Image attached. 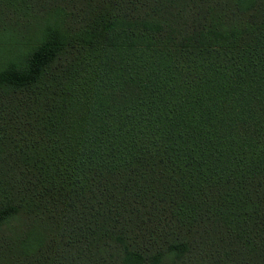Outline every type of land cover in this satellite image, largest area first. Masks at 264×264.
<instances>
[{"label": "trees", "instance_id": "obj_1", "mask_svg": "<svg viewBox=\"0 0 264 264\" xmlns=\"http://www.w3.org/2000/svg\"><path fill=\"white\" fill-rule=\"evenodd\" d=\"M8 29L0 264H264V0H0Z\"/></svg>", "mask_w": 264, "mask_h": 264}, {"label": "rangeland", "instance_id": "obj_2", "mask_svg": "<svg viewBox=\"0 0 264 264\" xmlns=\"http://www.w3.org/2000/svg\"><path fill=\"white\" fill-rule=\"evenodd\" d=\"M23 32L16 34L10 29L6 30L0 37V67L6 66L11 61L22 59L29 51L36 39L33 35H22ZM19 59V60H20ZM18 220L13 224H17Z\"/></svg>", "mask_w": 264, "mask_h": 264}]
</instances>
